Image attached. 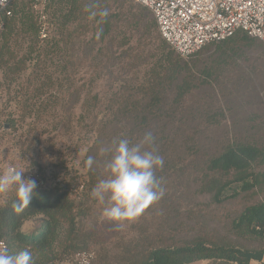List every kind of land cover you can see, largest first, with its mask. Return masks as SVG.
Segmentation results:
<instances>
[{
    "label": "trees",
    "instance_id": "16d2710c",
    "mask_svg": "<svg viewBox=\"0 0 264 264\" xmlns=\"http://www.w3.org/2000/svg\"><path fill=\"white\" fill-rule=\"evenodd\" d=\"M114 1L116 12L109 11L103 22H98L99 16L88 19L84 8L92 0H45L42 13L38 8L40 1L13 0L0 12V69L8 90L15 83L19 87L16 92L22 119L34 113L41 115L48 106L57 105L66 97L69 101L83 98L81 118L97 119L95 125L91 124L93 129L86 132L94 135L90 151L94 150V161L99 162L80 185L60 178L49 184L41 174L31 175L38 187L28 208L13 211L14 191L0 202V240L6 242L11 254L30 249L35 264H71L76 252H94L90 247L96 235L84 229L81 220L88 216L92 188L104 179L110 154L101 150L115 138L123 136L136 143L151 131L165 161L163 168L157 170L163 187L168 189L160 206L170 205L167 202L172 192H177L185 179L193 181L197 191L209 195L213 203L223 204L243 194L248 199H260L245 205L232 218L228 235L212 236L202 230L179 235L171 222L159 224L164 230L161 233L139 228L138 235L122 247L116 264H191L200 260L215 264H264V140L229 138L215 147L200 141L196 136L198 129L193 128L187 116H179L196 85L191 62L160 38L155 19L148 23L142 11L133 10L145 7L133 0ZM96 2L99 9L111 8L110 0ZM45 15L47 27L42 21ZM120 20L124 23L120 24ZM154 32L159 39L158 58L150 60L154 63L144 75H128L140 54L154 53L147 40ZM254 39L239 30L216 43L219 56L231 57L241 45ZM133 40L138 42L134 47L130 46ZM207 46L201 50H207ZM201 50L192 58L199 56ZM66 55L71 57L67 60ZM84 57L94 70L90 85L106 78L115 85L114 90L105 94L88 90L82 95L69 73ZM194 112L191 109L188 115L194 116ZM15 121L7 120L10 125ZM163 213L164 217H171L165 214L167 211ZM37 216L42 217L37 232H24L23 224Z\"/></svg>",
    "mask_w": 264,
    "mask_h": 264
},
{
    "label": "rangeland",
    "instance_id": "374dc122",
    "mask_svg": "<svg viewBox=\"0 0 264 264\" xmlns=\"http://www.w3.org/2000/svg\"><path fill=\"white\" fill-rule=\"evenodd\" d=\"M40 2L38 8L42 13L44 1ZM110 5L109 11L116 12L117 2L110 0ZM133 10L142 11L148 23L154 19L153 14L146 8ZM46 20L45 15L42 21L47 27ZM119 23L122 24L124 21L120 20ZM157 31L162 38L159 30ZM147 40L154 53L140 54L136 61L137 65L134 70L128 72V75L134 72L144 75L154 63L150 60L158 58L157 33L154 32L153 37ZM137 44V40H133L130 46L134 47ZM207 47V50L202 51L205 48L201 50L199 56L183 57L192 64L196 85L185 99L179 116L181 117L182 114L187 116L193 128L198 129L197 138L214 147L218 142L229 138L264 140V41L255 38L254 42L241 45L237 53L231 57L225 54L219 56L216 43H210ZM69 57L71 56H65L67 60ZM77 62V67L73 65L75 68L71 69L72 74L71 72L69 74L71 81L75 83V87L81 89L83 96L88 90L105 94L116 88L106 78L99 79L97 85H90L89 79L94 71L90 61H85L84 57ZM17 89L19 87L15 83L11 86V91L8 90L0 69V172L3 173L13 166L24 167L25 178L39 173L48 179L49 184L56 178L66 182L76 181L78 185L83 184L88 171L94 164H99L94 161L91 167L87 165L88 158L91 156L94 159L95 153L94 150L90 151L94 135L91 136V132L88 134L86 131L93 129L91 124L95 125L94 121L97 119L81 118L80 108L83 98L69 101L66 97L63 102L48 106L45 113L41 115L34 113L22 119L23 111L18 104L20 97L16 92ZM191 109L195 111L194 116L188 115ZM9 118L16 120L14 125L7 122ZM103 174H105L104 179L107 178V171H103ZM187 182L188 180L185 179L184 183L179 185L177 192H172L167 202L170 205L160 206L161 200H159L146 208L139 218L124 222L122 225L106 220L102 215L105 205L90 197L88 216L84 217L81 223L84 229L96 235V240L90 247L96 252L95 263L116 264L117 258L123 252L122 247L137 236L138 229L143 227L148 233H161L163 228H160L159 224L171 222V225L177 228L179 235L193 234L199 230L212 236L228 235L232 218L245 205L260 199V196L248 199L243 194L223 204H217L211 201L209 195L198 192L193 181ZM167 190L166 188L165 194ZM13 191L14 189L0 194V202ZM163 211H167L165 214L169 213L171 217H164ZM164 218L169 219L164 221ZM41 224L42 217L37 216L27 220L22 229L26 233H36ZM61 264H70V262L64 261ZM191 264L215 263L210 260H200Z\"/></svg>",
    "mask_w": 264,
    "mask_h": 264
},
{
    "label": "clouds",
    "instance_id": "9594fccd",
    "mask_svg": "<svg viewBox=\"0 0 264 264\" xmlns=\"http://www.w3.org/2000/svg\"><path fill=\"white\" fill-rule=\"evenodd\" d=\"M96 0L86 4L84 11L88 19L97 16L103 22L109 16L107 8L99 9ZM99 32L97 33V38ZM156 136L145 132L139 142L133 143L127 137H119L103 153L110 154L105 163L107 178L99 180L90 192L91 198L105 205L103 217L109 222L122 225L139 218L144 210L158 202L165 195L162 180L157 170L164 166V158L159 154ZM94 163L93 157L87 160L88 167ZM24 167H9L0 173V194L14 189L11 207L14 212H21L29 207L38 187L37 181L25 178ZM0 264H35L32 251L25 248L15 254L9 253L6 245L0 242Z\"/></svg>",
    "mask_w": 264,
    "mask_h": 264
},
{
    "label": "built area",
    "instance_id": "2783aa9c",
    "mask_svg": "<svg viewBox=\"0 0 264 264\" xmlns=\"http://www.w3.org/2000/svg\"><path fill=\"white\" fill-rule=\"evenodd\" d=\"M13 0H0V12ZM45 1V0H37ZM154 16L158 30L184 58L243 30L264 41V0H133ZM33 175V174H32ZM4 245V240H0ZM94 252L78 251L71 264H93Z\"/></svg>",
    "mask_w": 264,
    "mask_h": 264
}]
</instances>
